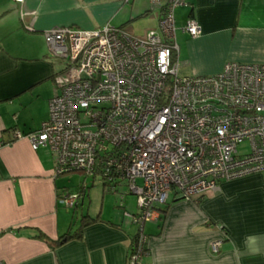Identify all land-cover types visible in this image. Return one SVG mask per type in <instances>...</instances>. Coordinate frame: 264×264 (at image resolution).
I'll return each instance as SVG.
<instances>
[{
  "label": "crops",
  "instance_id": "crops-1",
  "mask_svg": "<svg viewBox=\"0 0 264 264\" xmlns=\"http://www.w3.org/2000/svg\"><path fill=\"white\" fill-rule=\"evenodd\" d=\"M126 3L0 0V262L129 264L138 226L132 216L139 211L118 198L127 184L92 178L104 190L97 216L93 205L98 201L89 186L84 189L86 175L75 172L82 177L77 191L65 187V175L55 177L54 153L46 147L34 150L28 138L50 120L56 76L65 65L50 53L44 34L56 27L99 30L111 25ZM155 14L159 21L158 8ZM190 18L202 28L196 38L184 31ZM175 19L183 76L218 75L231 62L264 65V0H185ZM69 194L80 195L74 208L61 202ZM107 194L125 219L114 215ZM167 207L165 213L157 208L156 219L149 221L159 226L147 235L142 264H264V172L222 182L195 200L175 198ZM83 214L89 221L83 222ZM82 225V238L54 245ZM38 232L53 243L37 238ZM216 241H221L219 252L212 250Z\"/></svg>",
  "mask_w": 264,
  "mask_h": 264
},
{
  "label": "built area",
  "instance_id": "built-area-1",
  "mask_svg": "<svg viewBox=\"0 0 264 264\" xmlns=\"http://www.w3.org/2000/svg\"><path fill=\"white\" fill-rule=\"evenodd\" d=\"M151 1L159 29L142 37L110 24L44 34L65 68L56 76L50 120L28 137L34 150L54 153L56 178L78 171L112 186L124 182L139 196L129 264H142L145 224L173 191L191 201L222 182L264 172V65L231 62L218 75H181L175 10L185 0ZM184 31L196 38L202 28L190 18ZM245 141L250 154L239 158ZM79 199L69 194L61 202L74 208ZM220 247L221 241L212 244L214 252Z\"/></svg>",
  "mask_w": 264,
  "mask_h": 264
},
{
  "label": "rangeland",
  "instance_id": "rangeland-1",
  "mask_svg": "<svg viewBox=\"0 0 264 264\" xmlns=\"http://www.w3.org/2000/svg\"><path fill=\"white\" fill-rule=\"evenodd\" d=\"M155 10H157V7L155 5L152 4L151 0H131L128 1L126 3V6L123 8V10L121 11L120 15H118V17L116 18V20L111 23V27L114 28H120L124 26V30L131 33L132 35L136 36V37H142L144 36L148 31H150L151 29H155L158 30L159 29V21L157 18V15L155 14ZM148 12V14H146ZM65 68V65H61L60 66V72H62V70ZM182 75V74H181ZM49 151V150H48ZM238 157L239 158H244L245 156H248L250 154L251 151V147H250V143L248 141H245L244 143L240 144L239 148H238ZM82 175H84V173H82ZM85 176V175H84ZM82 180V177L80 176L79 173H71V175H65L63 176V181L62 183H64L65 187H69L70 189H72L73 191H77L78 186L80 185V182ZM93 179L91 177H86V184L87 186H89L88 192L94 196L93 200L94 201H98V205H93L94 206V214L95 215H100V211H101V204H102V198H103V187L101 185H99L98 183H95V185L92 183ZM61 183V182H60ZM138 184L139 185H143V181L141 179L138 180ZM121 194L118 195L119 200H123V202L126 199V203L128 206L132 205V207L134 208V211H139L138 214L141 213L140 209H139V196L137 195H131L129 190L126 189L125 187L122 188V191L120 192ZM110 195V199L107 200V203L111 202L110 206L113 210V213L115 216H119L121 215V219H125L123 218V212L122 211L121 214L117 213V209L118 207L116 206V204L113 203L112 198L113 195L112 194H107L106 196ZM100 197V199H99ZM176 197V192L173 191L170 194L169 200H168V204H174V199ZM112 200V201H111ZM87 204H89V197H87ZM169 205H157L156 208H162L165 209L167 208V206ZM98 206V208H97ZM127 206V207H128ZM109 209V207H108ZM129 209V208H128ZM109 212V211H108ZM107 212V213H108ZM79 211L76 214V217L79 216ZM71 215H73V211H71ZM75 217V219H76ZM131 220V219H130ZM106 221H111V220H106ZM112 222V221H111ZM161 224V223H160ZM159 223L158 222H147L146 227H145V234H151V229L154 227H156L158 229ZM135 228L133 229V232H135V238L138 235L139 232V228L138 226H134ZM74 232V230H73Z\"/></svg>",
  "mask_w": 264,
  "mask_h": 264
},
{
  "label": "trees",
  "instance_id": "trees-1",
  "mask_svg": "<svg viewBox=\"0 0 264 264\" xmlns=\"http://www.w3.org/2000/svg\"><path fill=\"white\" fill-rule=\"evenodd\" d=\"M75 172H78V171H75ZM80 173H82V172H80ZM95 179V178H94ZM88 188V187H87ZM81 193H83V192H81ZM81 196H82V194H81ZM176 199H183V198H179L178 196H176L175 197ZM184 200V199H183ZM168 210V207L167 208H165L164 210H163V212L165 213L166 211ZM83 222H85V221H89V216H87L86 214H83ZM86 225H82L77 231H74L73 233H67V235H64V236H62L58 241H56L55 243H54V245H56V246H60V245H62V244H64V243H66V242H69V241H71V240H74V239H80V238H82L83 237V233H84V227H85ZM37 238H39V239H42V240H44V241H46V242H48V243H53L52 241H50L47 237H45V235L43 234V233H41V232H38L37 233ZM137 244V237L134 239V245L132 246V248L133 247H135V245ZM146 249H147V247H146ZM131 253H132V250H131Z\"/></svg>",
  "mask_w": 264,
  "mask_h": 264
},
{
  "label": "clouds",
  "instance_id": "clouds-1",
  "mask_svg": "<svg viewBox=\"0 0 264 264\" xmlns=\"http://www.w3.org/2000/svg\"><path fill=\"white\" fill-rule=\"evenodd\" d=\"M258 251H259L258 249L253 250V251H252V254H258Z\"/></svg>",
  "mask_w": 264,
  "mask_h": 264
},
{
  "label": "bare ground",
  "instance_id": "bare-ground-1",
  "mask_svg": "<svg viewBox=\"0 0 264 264\" xmlns=\"http://www.w3.org/2000/svg\"><path fill=\"white\" fill-rule=\"evenodd\" d=\"M41 131H42V129H41Z\"/></svg>",
  "mask_w": 264,
  "mask_h": 264
}]
</instances>
